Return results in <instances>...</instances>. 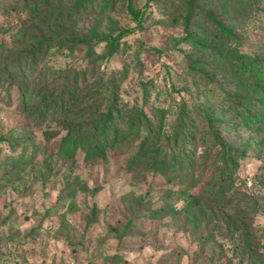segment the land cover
Returning <instances> with one entry per match:
<instances>
[{
    "label": "rangeland",
    "instance_id": "obj_1",
    "mask_svg": "<svg viewBox=\"0 0 264 264\" xmlns=\"http://www.w3.org/2000/svg\"><path fill=\"white\" fill-rule=\"evenodd\" d=\"M50 1L67 7L74 0ZM146 1L132 0L134 9H143L140 24L126 10V0H93L72 12L66 25L80 35L92 29L131 31L122 35L111 56L105 42L93 44L92 57L82 44L71 52L52 46L32 78L42 90L55 88L58 93L63 79L78 73L73 86L80 106L90 105L94 94L96 101L102 99L104 111L110 100L98 94L104 92L105 77H111L120 109L141 108L152 122L160 110L166 111L163 132L173 130L185 105L195 135L186 147L189 175L171 179L154 170L128 169L126 161L138 140L108 150L104 163L85 160L81 151L68 159L58 151L65 133L58 113L41 117L32 112L42 107L35 95L38 88L23 101L16 84L1 82L0 264H261L264 119L262 125H235L234 115L226 110V122L210 126L204 111L215 116L225 111L226 97L235 89L231 62L186 38L187 0ZM21 2L0 0V41L9 58L20 47L16 31L29 25L23 21L30 12L15 8ZM44 10L39 6L37 19ZM207 10L220 15L235 37L224 38L207 21L193 30L197 38L223 52L237 49L264 61V0H197L192 21ZM197 58L206 62L204 71L191 68ZM214 132L244 152L220 194L207 183L228 164ZM163 149L176 147L169 143Z\"/></svg>",
    "mask_w": 264,
    "mask_h": 264
},
{
    "label": "trees",
    "instance_id": "obj_2",
    "mask_svg": "<svg viewBox=\"0 0 264 264\" xmlns=\"http://www.w3.org/2000/svg\"><path fill=\"white\" fill-rule=\"evenodd\" d=\"M21 1V4L15 5V8L19 6V8L30 12L31 15L23 21L29 25L16 31V38L21 40L20 47L16 49V52H13L10 58L8 54L5 55L7 48L3 41H0V83L6 82L7 86L16 84L23 101L29 99L35 92L34 90L38 88L37 93L34 94L40 97L42 107L39 110L33 109L32 112L38 111L37 114L41 117L58 113L65 131L58 144L59 153L68 159H74L81 151L85 160L104 163L108 161V150L122 146L130 147L138 140L136 151L126 161L128 169L154 170L171 179L175 176L189 175L188 168L191 163L189 154L186 153V147L193 141L195 135L194 123L188 117L185 105H182L178 112L173 130L163 132L166 111L160 110L158 120L152 122L141 108L134 111L120 109L117 105V88L111 77H105L104 92L98 94L103 98L106 96L110 100L104 111H101L102 99L96 101L94 94L91 95L94 98L90 105L80 106L81 100L77 97L76 86H73L77 82L78 73L73 77L66 76L58 93L55 88L51 91L42 90L43 87H38L37 81L32 78L37 64L52 46L65 47L71 52L78 44H82L87 48V56L92 57L95 55L93 44L105 42L107 54L111 56L118 51L122 35L127 34L131 29H123L116 34L112 32L99 33L92 29L89 35H80L73 27L66 25L72 12L85 8L86 3L93 0H74L67 7L50 0ZM196 2L197 0L185 1L186 12L183 18L185 36L195 46L210 50L220 59L229 60L231 62L229 67L231 78L235 82L233 93L226 97L228 105L225 111H221L219 115L215 116L206 110L204 111L205 119L210 126L226 122L223 115H226V110H228V113L233 114L237 121L235 125L250 126L256 124L255 122L262 125L264 119V61L237 49L223 52L214 44L197 38L193 30L203 28L207 21L224 38L230 39L235 35L232 29L225 25L220 15L213 10H207L203 13L204 16L192 21ZM39 6H44L45 10L43 17L37 19L40 15ZM125 7L137 24H140L143 9H134L132 0H126ZM35 19L38 21L34 22ZM38 22L43 25L41 26ZM172 22L177 23L178 17L173 18ZM44 26H47V29ZM8 58L11 59L10 64L13 67L9 66ZM204 64L206 62L197 58L191 63V68L194 70L193 67L197 66L198 69L204 71ZM71 105L73 106L71 107ZM45 134L49 136L51 133L47 131ZM213 138L215 143L220 146L222 158L232 166L229 169L226 164L218 174V178L210 177L207 180L208 185L220 194L224 193L225 188H228L226 184H229L228 181L230 182L232 179V174L238 166L237 162L244 157V152H239L222 141L216 132L213 133ZM169 143L176 147V150L165 151L163 148ZM217 197L219 196L214 195L213 200H218ZM261 264H264V257L261 258Z\"/></svg>",
    "mask_w": 264,
    "mask_h": 264
}]
</instances>
